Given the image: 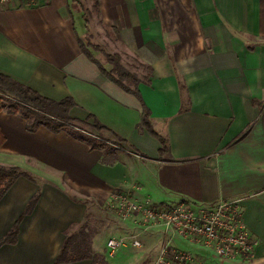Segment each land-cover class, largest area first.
Returning a JSON list of instances; mask_svg holds the SVG:
<instances>
[{"label":"crops","instance_id":"crops-1","mask_svg":"<svg viewBox=\"0 0 264 264\" xmlns=\"http://www.w3.org/2000/svg\"><path fill=\"white\" fill-rule=\"evenodd\" d=\"M94 2L0 3V74L54 101L71 98L69 115L87 121L73 123L87 135L114 147L116 136L124 140L111 154L92 150L68 131H29L22 115L3 108L0 165L33 180L20 177L0 200V239L37 192L40 197L20 224L17 243L0 248V264H56L67 232L88 228L91 201L105 205L115 194L161 207L238 201L259 241L252 258L223 261L177 236L171 246L208 264H264V0H98V13ZM86 14L126 69H151L150 83L142 81L139 90L168 152L139 129L142 101L82 51L79 39L108 67L89 41ZM95 120L106 129H95ZM164 233L135 229L141 252L129 243L104 264L154 262L171 238Z\"/></svg>","mask_w":264,"mask_h":264},{"label":"trees","instance_id":"trees-1","mask_svg":"<svg viewBox=\"0 0 264 264\" xmlns=\"http://www.w3.org/2000/svg\"><path fill=\"white\" fill-rule=\"evenodd\" d=\"M24 4H26L25 1ZM94 11L97 13L99 12L98 0H95L94 2ZM83 42V40L79 39L82 51H84V53L100 67L101 71L124 91L133 94L142 101L143 111L141 122L138 126L139 129L141 131L144 129L147 130L153 137L160 140L162 144V154L168 152V141L164 137L158 135L153 129L150 121L151 112L143 102L139 90V85L142 81L150 83L149 77L152 72L151 69L143 66L145 68L144 72H147V75L142 79L141 76L138 77L124 67L122 57L119 54L106 53V62L111 65V68L107 69L90 52L88 49L89 44L87 45ZM93 46L97 50H102L99 45L93 44ZM5 100L10 103L6 108L7 112L22 115L27 120V129L29 131H34L40 126H44L54 133L68 131L70 135L86 143L92 150H104L108 154L114 153L123 147L121 143L123 144L124 140L116 135L115 136L118 142L115 143L117 146L114 147L104 140L85 135L86 133L77 128V126L73 123L86 124L87 121L70 117L69 111L75 105L71 98L64 99L60 102L54 101L40 95L29 86L18 82L5 74H0V112L3 110L2 102ZM93 127L99 131L106 129V127L97 120L94 121ZM4 143L5 137L0 129V146ZM22 176L33 180L28 173L21 171L18 167L0 165V200ZM39 197L40 192H37L28 202L24 212L16 221L12 229L1 238L0 248L6 244L13 245L17 243L20 232V224L27 215L32 213ZM90 240L91 234L86 232L84 229L77 233L71 232V230L68 231L61 254L57 259L56 264L69 263L82 259H92L94 264H104L102 256L92 250Z\"/></svg>","mask_w":264,"mask_h":264},{"label":"built area","instance_id":"built-area-1","mask_svg":"<svg viewBox=\"0 0 264 264\" xmlns=\"http://www.w3.org/2000/svg\"><path fill=\"white\" fill-rule=\"evenodd\" d=\"M13 0H0L1 4H8ZM26 4L35 5L40 0H24ZM119 198L123 194L116 195ZM125 196V195H124ZM127 200L126 197H123ZM125 217L131 211L143 216L148 223L146 230L161 226L165 234L179 237L193 244L203 245L213 256L223 261H237L252 258L259 244L258 239L251 233L243 219V212L238 201H221L210 206H190L179 203L169 207L154 206L152 204H124ZM126 246L123 238L110 239L107 247L111 254ZM134 247H141L138 240L133 241ZM154 264H208L204 258L194 253L171 247L168 238Z\"/></svg>","mask_w":264,"mask_h":264},{"label":"rangeland","instance_id":"rangeland-1","mask_svg":"<svg viewBox=\"0 0 264 264\" xmlns=\"http://www.w3.org/2000/svg\"><path fill=\"white\" fill-rule=\"evenodd\" d=\"M86 18H87V23H88L86 31H88V33L90 34V35L88 34L90 37L89 41H91L93 44H97V43L100 44L99 46L103 48L101 50V59H102V61L106 62V58H105L106 53L112 54L113 53L112 51L114 50V48H112V45L109 43V41L107 39H102V37L100 38V32H99L100 29H99V27H98L99 25L96 23V21L93 22L92 19H89L87 14H86ZM103 34H104V32H103ZM100 40H101V42H100ZM122 63H123V61H122ZM133 63H134L133 66H136V68H137L138 67L137 63L136 62H133ZM123 65H124V63H123ZM106 66H108L107 69L111 68V65H109V64H107ZM124 66H126V65H124ZM127 69L131 73L137 75L138 77H140V76H142V74L146 73V72H144V70H141L140 67H138L137 69L129 67ZM9 104L10 103L7 100L2 102V106L4 109H6L9 106ZM85 135H87V134H85ZM91 135H92V133L90 132V135H87V136H91ZM117 142L118 141L116 140L114 143H117ZM121 145L124 146V144H122V143H121ZM116 195L117 194H115V196H113L112 199H110L108 201V203H106L105 205H100L99 203H96L94 201H91V203L89 204V214H88V217L86 219V226L88 228H84V229L86 230V232L91 234V238H93V240H92L93 246L97 242V246H94V248H95V250L97 248V250L101 254L102 258H105V257L111 258V257L115 256L117 253L116 252L112 255L110 250L108 249V247H106L107 242L110 239H115V238L125 239L126 246L124 248H126L129 245V243L131 244L129 246H133V241L138 240L141 243V247H134L133 246L134 247L133 251L136 252L137 254H139L141 252V248H142L143 244L141 242V239H139L138 236H135L133 234L135 232V229L141 228L142 231H148V230H151L154 228H162L161 226H156V227H153L151 229L146 230L145 227H147L148 223H145L143 216L141 214L134 212L133 210L131 211L132 213L129 217H125V215H124V213H125L124 204L127 202H132V200H130V198H128L127 196H124V195H123V197H126L127 200H124L123 197L119 198ZM122 229L124 231H126V235L125 236H116V234L119 231H122ZM78 230H79V228H78ZM71 232H73V231H71ZM75 233H77V232H75ZM128 235H130V237H127ZM172 238L173 237H171V241H172ZM195 245L203 246V245H199V244H195ZM172 248H174V247H172ZM160 252H161V250H160ZM160 252H159V254H160ZM189 252H192L197 257H200L198 255V253H195L194 251H189ZM156 259H155V261H156ZM155 261L153 262L152 258H150L147 260L146 264H152V263L154 264Z\"/></svg>","mask_w":264,"mask_h":264}]
</instances>
